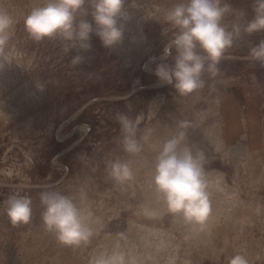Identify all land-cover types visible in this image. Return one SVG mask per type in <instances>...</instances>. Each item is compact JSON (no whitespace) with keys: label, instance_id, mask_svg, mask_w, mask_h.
<instances>
[{"label":"rangeland","instance_id":"obj_1","mask_svg":"<svg viewBox=\"0 0 264 264\" xmlns=\"http://www.w3.org/2000/svg\"><path fill=\"white\" fill-rule=\"evenodd\" d=\"M176 2L136 0L138 7L131 8L132 0H128L125 7L132 19L125 26L123 43L107 49L93 33L85 63L73 68L70 60L75 51L66 55L58 39L35 42L25 29V16L43 0H0V8L17 21L6 50L10 61L0 57L4 63L0 69V264H89L102 251L122 252L135 259L133 264H170L172 251L190 256L193 264H229L237 253L248 264H264V66L248 59L250 47L264 40V31L244 35L222 60L215 79L205 77L204 89L179 97L172 85L162 84L154 74L159 63H173L174 49L171 56L161 59L172 31H165L169 29L165 23L147 19L145 12L153 5L169 8ZM226 2L243 11L245 21L253 18L254 0ZM83 19L95 27L91 15ZM232 20L228 16L224 22ZM153 57L155 62H151ZM37 83L44 85L43 91ZM117 113L143 117L138 137L153 130L154 141L145 145L141 156L123 152L120 126L114 119ZM194 113L202 117L199 122L192 117ZM220 117L223 149L213 140L196 146L205 150L206 179L216 181L214 174L222 176V189L229 193L221 192L232 200L229 210L233 207L245 220L218 214V232L208 246L200 244L203 249L199 251L195 242L187 243L193 228L180 216H172L166 209L153 216L143 212L148 189H155L150 191L144 182L152 165L141 163L148 158L149 145H159L172 135L178 122L189 125L185 143L190 146L193 136L205 140L207 129ZM244 135L249 151L233 152L237 157L226 154L225 149L236 146ZM114 159L134 167V179L128 184L117 185L108 175L107 164ZM45 190L73 197L91 213L93 236L87 245L65 247L45 232L40 203V193ZM13 193L31 197L29 225L13 227L6 216L5 201ZM213 200L210 198L211 209L215 208ZM135 223L155 224L159 232L140 239ZM170 239L172 242L164 243ZM136 250L139 253L133 252ZM177 257L174 264H182Z\"/></svg>","mask_w":264,"mask_h":264},{"label":"clouds","instance_id":"obj_2","mask_svg":"<svg viewBox=\"0 0 264 264\" xmlns=\"http://www.w3.org/2000/svg\"><path fill=\"white\" fill-rule=\"evenodd\" d=\"M128 0H43L24 18L29 37L35 42L58 39L63 52L71 51L70 66L75 68L86 61L84 53L92 48L94 33L103 47L115 49L123 43L125 26L132 19L125 7ZM87 5V7H85ZM131 8H137L132 0ZM254 16L245 21L243 11L234 10L226 0H178L169 8L153 5L146 9V18L169 25L171 42L164 47L161 59L172 55L173 63H159L154 71L164 85H172L179 97H188L204 89L208 79L220 74V64L226 54L244 35L264 31V0H254ZM91 15L92 22L83 17ZM232 16V22L225 18ZM17 21L7 10L0 8V57L10 61L6 51ZM248 59L264 66V40L250 47ZM156 58H151L155 62ZM4 63H0V69ZM36 87L43 91L44 85ZM114 119L120 126V146L124 153L139 157L145 145L151 143L153 130L138 137L143 119H135L126 113H117ZM186 122H178L176 131L159 142L152 159L151 185L162 198L166 211L182 217L194 231L201 230L210 214L209 182L206 179V158L202 151L193 153L185 143ZM108 175L117 185H125L134 179L129 162L114 159L107 164ZM83 198V197H82ZM43 208L41 221L45 232L54 236L65 247L87 245L93 236L89 220L91 213L79 206L75 199L57 190L40 193ZM5 213L13 227L29 225L32 220L30 196L13 193L5 201ZM89 264H126L125 255L119 251L101 252L89 260ZM229 264H248L242 253L229 259Z\"/></svg>","mask_w":264,"mask_h":264},{"label":"bare ground","instance_id":"obj_3","mask_svg":"<svg viewBox=\"0 0 264 264\" xmlns=\"http://www.w3.org/2000/svg\"><path fill=\"white\" fill-rule=\"evenodd\" d=\"M217 109L215 108L214 109V111H216ZM220 111V110H219ZM219 111L217 110V114H219ZM175 112V111H174ZM221 114V113H220ZM178 115V114H177ZM186 115H188L189 116V114H185V116ZM216 115V114H215ZM197 114L196 113H194V114H192V117L194 118V120H196V118H197ZM200 116H201V114H200ZM172 119V118H171ZM198 120V122H199V120L200 119H202V117L201 118H197ZM174 120V119H173ZM186 121V120H185ZM166 124V123H165ZM222 121H221V117H220V121L218 120V122L217 123H214V125L213 126H210L209 127V130L207 129V131H206V136L204 137L205 138V140H203V136H201V135H199V137H200V140H197V139H195L196 137L195 136H193V138L189 141L190 142V148L192 149V151L193 150H198V151H202L203 153L205 152V150L203 151V148L202 147H197L196 146V144H202L203 146H205V144H203V142L204 143H207V142H211L212 140L213 141H215V143H219V145H220V147H222L223 146V144H225L224 142V131H223V127H222ZM177 125V124H176ZM163 128V127H162ZM176 128V127H175ZM165 129H166V131L168 132L169 131V133H172V129H170L169 127H168V125H165ZM192 132H193V134L195 135V133H196V129H193L192 130ZM208 132V133H207ZM166 136V135H165ZM245 136H247V135H244V136H241L240 137V139H238L237 141V145L236 146H232V147H230V148H226L225 150H226V154H232L231 156H233V152H235V151H241L240 149H243V150H245V151H249V146L247 145V141H246V143L244 142L245 141ZM159 137H160V135H159ZM163 137V136H162ZM167 138V137H166ZM164 139V138H163ZM152 141H154V140H152ZM159 141V140H158ZM158 143V142H157ZM192 145V146H191ZM222 145V146H221ZM226 147V145L224 146V148ZM219 148V147H218ZM149 153H148V158L147 159H142V163L141 164H147V166H148V164H150V165H152V160H151V158L153 159V156L155 155V153H156V151L158 150V145L157 144H153V145H149ZM220 149V148H219ZM221 149H223V147L221 148ZM236 152V153H237ZM235 153V154H236ZM242 153H244V152H242ZM145 154V153H144ZM205 154V153H204ZM250 155L248 154V155H246L244 158H243V160H246L248 157H249ZM143 157H144V155H143ZM233 157H237V156H233ZM240 158V157H239ZM141 159V158H140ZM236 159V158H235ZM238 159V158H237ZM236 159V160H237ZM240 160V159H239ZM139 163V162H138ZM131 165V164H130ZM149 168H151V167H149ZM133 169H134V167H133ZM137 170V169H136ZM145 171H147V170H145ZM143 172V171H142ZM144 173H146V172H144ZM152 174V171H151V173H149V175H147V178H145V180H144V182H146V184L149 186V187H151L150 188V191L152 190V189H154V187L151 185V175ZM145 175V174H144ZM213 175V174H212ZM211 175V176H212ZM214 177H217V180L216 181H213L212 179H209V189H208V191H209V194H210V198H214V200H213V202H212V204H213V206H215V208H213V209H211V214H210V216H209V218H208V220H207V222H206V224L204 225V227L201 229V230H198V231H194L193 229H191L192 231H190V238H189V236H188V238H187V243H192V241L193 242H195L196 243V245H198V250L199 251H201V249H203V246L202 245H200V244H204L205 246L207 245L208 246V242H210L212 239H213V235L214 234H216L217 232H218V230H217V228H218V221H216V218H217V216H218V214H221V215H223L225 218H227V217H230V216H232V215H235V216H237L236 218L238 219V218H240V216H241V220L242 219H244L245 220V218L244 217H242V214H240L239 215V213L237 212V211H235L234 209H233V207H231L230 208V210H229V207H230V202L232 201L231 199H229V198H226L227 196H225V194H228L229 192L228 191H223V184H222V181L220 180L221 179V177L222 176H220V175H217V174H214ZM137 179V178H136ZM141 183V182H140ZM140 183H138V185H140ZM142 185V184H141ZM144 185V184H143ZM142 187V186H141ZM145 190H147L146 189V187L144 188V191ZM133 191H134V189H133ZM221 191H223V192H225V194L223 193V192H221ZM155 192V191H154ZM149 192V189H148V193L149 194H147V195H145L146 196V200L144 201V202H142V206H143V212H147V214H151L152 216L153 215H157V214H159V213H161V212H163V211H165V209H166V206H165V204H164V202H163V200H162V198L161 197H159V195L155 192ZM134 193V192H133ZM211 193H217V194H215V195H211ZM223 195H222V194ZM143 194V193H142ZM148 198V199H147ZM236 213H237V215H236ZM160 215V214H159ZM178 217V216H177ZM182 218V217H181ZM180 220V219H179ZM243 221V220H242ZM132 223V222H131ZM136 224V228H137V231H138V229L140 230L139 231V234H140V239H150L149 238V236H150V234L152 233V235L153 234H157L159 231H158V228L156 227V225L155 224H152V225H146V224H140V223H135ZM186 229V228H185ZM162 231H164V230H162ZM185 231V230H184ZM186 232H188V231H186ZM128 233V232H127ZM163 233V232H162ZM161 234V233H160ZM169 234V233H168ZM187 233H185V235H186ZM131 235V234H130ZM134 235V234H133ZM163 235H164V233H163ZM166 235V234H165ZM127 236V235H126ZM137 236V235H136ZM157 236V235H156ZM169 236V235H168ZM159 238H160V236H158ZM157 237V238H158ZM162 237V236H161ZM164 237V236H163ZM187 237V236H186ZM129 238V237H128ZM156 238V239H157ZM168 238V237H167ZM173 238V237H172ZM161 239V238H160ZM169 239V238H168ZM139 240V239H138ZM172 239H170V241H168V240H166V241H164V243L166 242H172L171 241ZM191 240V241H190ZM179 241V240H178ZM177 241V242H178ZM120 242V241H119ZM143 242V241H142ZM161 242H163V240L161 241ZM146 243H147V241H146ZM127 244V243H126ZM150 244V243H149ZM153 244V243H152ZM113 245V244H112ZM117 245V244H116ZM139 245V244H138ZM156 245L157 246H160L159 245V243L157 242L156 243ZM166 245V244H165ZM168 245H170V244H167V246ZM174 245H176V244H174ZM178 245V244H177ZM119 246H120V244H119ZM134 246V245H133ZM153 246V245H152ZM171 246V245H170ZM122 247H123V245H122ZM132 247V246H131ZM142 247V246H141ZM144 247V246H143ZM175 247V246H174ZM177 247V246H176ZM201 247V248H200ZM126 248V247H125ZM157 248V247H156ZM166 248V247H165ZM178 248V247H177ZM176 248V249H177ZM196 248V247H195ZM146 249V248H145ZM152 249V248H151ZM159 249H161L162 250V247L161 248H159ZM168 249V248H167ZM115 250H116V248H115ZM169 250V249H168ZM210 250V249H209ZM129 251V250H128ZM151 251V250H150ZM157 251V250H156ZM203 251V250H202ZM103 252V251H102ZM131 252V251H130ZM134 253H139V251L138 250H136V251H133ZM133 252H131L130 254H132V255H134L133 254ZM153 252V251H152ZM186 252H188V253H190V250H187ZM129 253V252H128ZM144 253V252H143ZM143 253H141V255L143 254ZM146 253V252H145ZM158 252H156V253H154V256H155V254H157ZM129 254V255H130ZM177 254H178V256H179V259L181 260V263L182 264H193L192 263V259H191V257L190 256H183V255H179V253L177 252V253H174L173 251H172V254L169 256L170 258H169V260H168V262L170 263V262H172V263H170V264H174V261L176 260V258H178L177 257ZM125 255V260H126V264H133L134 263V260L135 259H130L128 256H126V254H124ZM136 255V254H135ZM153 255V254H152ZM158 255V254H157ZM156 255V256H157ZM203 255V254H202ZM139 256V255H138ZM146 256V255H145ZM181 256V257H180ZM132 257V256H131ZM153 258V257H152ZM150 259V258H149ZM145 260V259H144ZM146 261V260H145ZM157 262V261H156ZM150 263V262H149ZM151 264V263H150ZM180 264V263H179Z\"/></svg>","mask_w":264,"mask_h":264}]
</instances>
